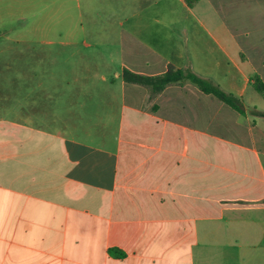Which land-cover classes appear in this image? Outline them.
Masks as SVG:
<instances>
[{"label": "crops", "instance_id": "1", "mask_svg": "<svg viewBox=\"0 0 264 264\" xmlns=\"http://www.w3.org/2000/svg\"><path fill=\"white\" fill-rule=\"evenodd\" d=\"M81 10L117 20L113 78L95 54L87 70L120 83L123 111L113 137L109 119L82 131L107 143L37 129L21 102L0 118V264H264V0H0L24 39L33 12ZM167 66L239 98L244 115L188 80L153 93L121 78ZM88 99L103 106L96 83Z\"/></svg>", "mask_w": 264, "mask_h": 264}, {"label": "rangeland", "instance_id": "2", "mask_svg": "<svg viewBox=\"0 0 264 264\" xmlns=\"http://www.w3.org/2000/svg\"><path fill=\"white\" fill-rule=\"evenodd\" d=\"M33 13L34 19H30L24 39L23 20L12 24V12L0 11V118L15 117L9 109L15 102H21L15 107L16 115L31 114L32 125L39 127L37 129L63 131L87 142L107 143L105 139L88 136L82 131L96 130L100 120L109 119L108 133L114 136V120L123 111L119 96L121 86L119 82L110 86L109 82L93 81L87 68L94 67L95 62L89 56L95 54L101 60L100 72L108 80L113 78L117 66L105 59L117 48V43L107 41L118 36L117 26L112 25L117 20H110L112 12L109 11ZM14 14L19 15V12ZM68 36L75 38L76 46H61L62 38ZM90 44L91 49L86 46ZM94 46L99 49L95 50ZM93 83L97 84L102 97L101 107L89 103L88 93ZM109 93L110 105L106 99ZM254 97L257 109H262L264 100L259 94ZM26 101H32L31 108L23 106ZM93 112H99V115L95 116ZM119 180L121 192L125 182Z\"/></svg>", "mask_w": 264, "mask_h": 264}, {"label": "trees", "instance_id": "3", "mask_svg": "<svg viewBox=\"0 0 264 264\" xmlns=\"http://www.w3.org/2000/svg\"><path fill=\"white\" fill-rule=\"evenodd\" d=\"M189 6H192L196 0H185ZM121 78L124 82L133 83L137 85L147 86L151 88L153 93H158L164 89L167 85L178 83L182 80H188L198 87V89L207 95H212L219 101L231 107L240 115H244L242 102L239 98L232 94H228L222 91L219 87L215 86L211 82L195 76L192 73L184 72L179 69H175L172 66H167L165 72L159 76L146 77L134 74L126 69L122 70ZM253 88L257 94L264 99V87L258 78L254 79ZM256 116L264 117V113L253 112Z\"/></svg>", "mask_w": 264, "mask_h": 264}]
</instances>
